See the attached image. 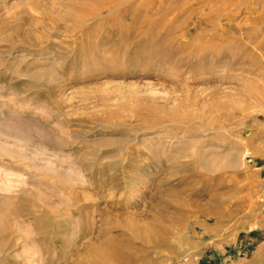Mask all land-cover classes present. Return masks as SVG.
Wrapping results in <instances>:
<instances>
[{
    "label": "rangeland",
    "instance_id": "rangeland-1",
    "mask_svg": "<svg viewBox=\"0 0 264 264\" xmlns=\"http://www.w3.org/2000/svg\"><path fill=\"white\" fill-rule=\"evenodd\" d=\"M0 264H264V0H0Z\"/></svg>",
    "mask_w": 264,
    "mask_h": 264
},
{
    "label": "bare ground",
    "instance_id": "bare-ground-1",
    "mask_svg": "<svg viewBox=\"0 0 264 264\" xmlns=\"http://www.w3.org/2000/svg\"><path fill=\"white\" fill-rule=\"evenodd\" d=\"M114 2H115V1H114ZM209 2H210V1H209ZM116 6H117V5H116ZM215 42H216V41H215ZM206 44H207V43H206ZM208 44H209V42H208ZM208 44H207V45H208ZM210 45H211V44H210ZM210 45H209V46H210ZM202 46L204 47V45H202ZM202 46L199 47L198 51L200 50V48H201ZM209 46H208V47H209ZM217 46H218V45H217ZM205 47H206V46H205ZM210 47H211V46H210ZM203 49L205 50V48H203ZM208 49H209V48H208ZM211 49H212V48H211ZM194 51H195V50H194ZM194 51H193V52H194ZM202 51H203V50L201 49V53H202ZM207 51H209V50H207ZM207 51H206V52H207ZM217 51H218V50H217ZM212 52H213V51H212ZM214 52H215V50H214ZM195 53H196V52H194V54H195ZM218 53H219V52H218ZM211 54H212V53H211ZM213 54H214V53H213ZM199 55H200V52H199ZM197 57H199V56H197ZM199 58H201V59H202V58H203V59H208V58H209V59H210V55H209V53L206 54V53H204V51H203L202 56L199 57ZM6 200H7V199H6ZM4 205H5V204H4ZM3 231H4V230H3ZM109 255H110V254H109ZM109 261H110V260H109Z\"/></svg>",
    "mask_w": 264,
    "mask_h": 264
}]
</instances>
